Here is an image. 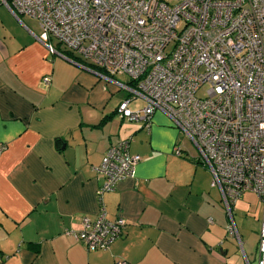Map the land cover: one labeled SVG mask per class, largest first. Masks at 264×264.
<instances>
[{
  "label": "crops",
  "instance_id": "1",
  "mask_svg": "<svg viewBox=\"0 0 264 264\" xmlns=\"http://www.w3.org/2000/svg\"><path fill=\"white\" fill-rule=\"evenodd\" d=\"M40 35L0 0V264H258L264 200L246 192L234 204L239 244L194 145L160 112L147 128L121 121L125 93ZM125 140L140 157L134 177L101 197L122 235L87 250L67 231L99 214L95 169Z\"/></svg>",
  "mask_w": 264,
  "mask_h": 264
},
{
  "label": "built area",
  "instance_id": "2",
  "mask_svg": "<svg viewBox=\"0 0 264 264\" xmlns=\"http://www.w3.org/2000/svg\"><path fill=\"white\" fill-rule=\"evenodd\" d=\"M9 3L15 15L37 22L40 42L55 40L125 93L116 108L121 121L147 128L156 112L171 121L198 150L229 217L227 235L240 244L234 204L246 192L264 200V0ZM133 99L144 106L130 110ZM129 143L109 147L95 169L102 178L99 214L67 231L87 250H107L122 235L125 221L108 219L101 197L134 177L140 157L129 153ZM258 236V264H264V220Z\"/></svg>",
  "mask_w": 264,
  "mask_h": 264
},
{
  "label": "rangeland",
  "instance_id": "3",
  "mask_svg": "<svg viewBox=\"0 0 264 264\" xmlns=\"http://www.w3.org/2000/svg\"><path fill=\"white\" fill-rule=\"evenodd\" d=\"M40 32H41V30H40ZM50 42L53 43V44H56V41L55 40H51ZM116 78H117V81L119 83H127V81H128V79L126 77H124V76H120V77L119 76H116ZM256 263H257V257L255 258V261H253L252 264H256Z\"/></svg>",
  "mask_w": 264,
  "mask_h": 264
},
{
  "label": "trees",
  "instance_id": "4",
  "mask_svg": "<svg viewBox=\"0 0 264 264\" xmlns=\"http://www.w3.org/2000/svg\"><path fill=\"white\" fill-rule=\"evenodd\" d=\"M59 49H61L57 44H55ZM58 49V50H59ZM64 53L66 54V55H68L67 57L68 58H70L72 55L69 53V52H67V51H64ZM82 62V61H81ZM82 63H84V62H82ZM85 64V63H84ZM86 65V64H85Z\"/></svg>",
  "mask_w": 264,
  "mask_h": 264
}]
</instances>
